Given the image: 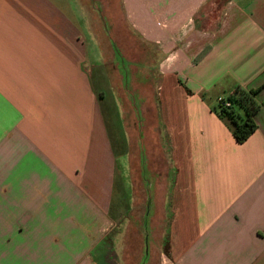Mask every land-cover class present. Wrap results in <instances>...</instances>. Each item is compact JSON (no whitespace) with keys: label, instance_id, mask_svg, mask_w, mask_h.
I'll return each instance as SVG.
<instances>
[{"label":"crops","instance_id":"obj_1","mask_svg":"<svg viewBox=\"0 0 264 264\" xmlns=\"http://www.w3.org/2000/svg\"><path fill=\"white\" fill-rule=\"evenodd\" d=\"M132 223L173 264H264V0H0V264H106Z\"/></svg>","mask_w":264,"mask_h":264},{"label":"rangeland","instance_id":"obj_2","mask_svg":"<svg viewBox=\"0 0 264 264\" xmlns=\"http://www.w3.org/2000/svg\"><path fill=\"white\" fill-rule=\"evenodd\" d=\"M219 14V13H218ZM217 14V15H218ZM216 15V16H217ZM120 23V20H119ZM131 64L125 62V59L121 58V54L118 53V66L119 68H127ZM135 68L141 70L142 68L148 69L151 73H157V64H150L142 66L141 64H133ZM140 76V75H138ZM152 76V74H151ZM141 84H147L146 80L138 79ZM153 89L157 92L155 84H152ZM143 211L138 209L137 216L141 217ZM120 226V225H119ZM149 231V230H148ZM144 228L143 224L132 223L129 226L123 225L118 229L119 239L117 249L112 247L108 248V253L104 257L106 264H139L143 258L145 262L148 259V255L151 254V264H173V259L170 252L168 240L164 238V229L158 230L156 228H150L148 232ZM109 245V243H108Z\"/></svg>","mask_w":264,"mask_h":264},{"label":"trees","instance_id":"obj_3","mask_svg":"<svg viewBox=\"0 0 264 264\" xmlns=\"http://www.w3.org/2000/svg\"><path fill=\"white\" fill-rule=\"evenodd\" d=\"M205 54L206 52L199 59ZM258 93L259 90H248L237 86L229 97L230 107L218 105L214 108L217 115L229 124L239 143L246 142L258 129L255 115L263 107V103L257 100Z\"/></svg>","mask_w":264,"mask_h":264},{"label":"built area","instance_id":"obj_4","mask_svg":"<svg viewBox=\"0 0 264 264\" xmlns=\"http://www.w3.org/2000/svg\"><path fill=\"white\" fill-rule=\"evenodd\" d=\"M218 105L223 106V107H230L231 102L229 100V97H219L218 98Z\"/></svg>","mask_w":264,"mask_h":264}]
</instances>
